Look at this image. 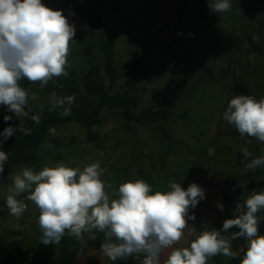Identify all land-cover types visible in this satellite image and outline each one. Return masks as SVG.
Here are the masks:
<instances>
[{
    "label": "rangeland",
    "instance_id": "rangeland-1",
    "mask_svg": "<svg viewBox=\"0 0 264 264\" xmlns=\"http://www.w3.org/2000/svg\"><path fill=\"white\" fill-rule=\"evenodd\" d=\"M53 10H62L84 29L82 40L69 45L68 62L81 82L82 74L94 64L99 67L106 85L104 44L114 35V64L118 69L115 95L129 86L138 64L140 71L150 70L152 80L138 78L130 96L138 102L133 115L169 109L167 118L153 122L126 121L121 108L105 107L101 122L89 129L76 122L58 126L55 135L44 138L34 163L13 169L0 184V264H60V244L40 242L39 210L25 200L28 209L20 218L9 214L5 198L12 177L24 167L34 171L63 162L81 168L99 161L105 170L102 179L115 188L125 182L143 180L156 191H170L169 181L187 189L196 183L206 189L190 214L184 236L174 247H187L199 232L222 228L225 219L233 218L237 202H242L253 186L264 178V169L245 172L246 164L264 155V143L237 134L223 119L230 99L235 95L264 98V0H231V10L214 13L207 0H42ZM72 13V14H70ZM21 86L35 93L29 99V116L47 100L39 83L27 80ZM12 115L0 106V128L19 126V119L4 121ZM27 118V117H26ZM26 118L23 125L26 124ZM63 141L56 146L51 138ZM251 141V142H249ZM209 148L214 154H209ZM247 148L252 154L245 159ZM257 170L261 173L257 174ZM248 180V189L237 186ZM111 192V190L106 189ZM27 193L18 199H25ZM111 198L115 199V196ZM223 204V212L217 203ZM229 232H231L229 230ZM68 239H75L65 235ZM87 238V236L85 237ZM244 243L232 242L233 250ZM161 256L163 264L168 252ZM223 264H240V259L221 255ZM142 264V256L127 259ZM119 261V260H118ZM102 250H91L76 264H115ZM208 264H217L212 257Z\"/></svg>",
    "mask_w": 264,
    "mask_h": 264
},
{
    "label": "clouds",
    "instance_id": "clouds-1",
    "mask_svg": "<svg viewBox=\"0 0 264 264\" xmlns=\"http://www.w3.org/2000/svg\"><path fill=\"white\" fill-rule=\"evenodd\" d=\"M207 3L214 13L228 12L232 7L231 0ZM75 33V26L62 10L51 9L42 0H0V106L12 113L3 117L5 122L13 116L20 121L19 126H8L0 133V145L17 131L31 133L22 126L23 120L29 117V99L37 101L39 97L35 93L30 97L20 82L39 83L43 89L50 81L67 77L69 45ZM74 101L72 95L59 96L53 91L30 119L39 124L46 105L49 112L69 116ZM223 119L242 137L264 143V98L257 101L251 95L233 96ZM49 131L55 135L54 129ZM208 151L214 154L213 148ZM241 153L245 159L252 155L247 148ZM8 158L9 154L0 149V175ZM257 168L264 169V155L251 159L245 172ZM104 171L99 161L83 169L63 162L39 171L24 167L12 177L6 207L11 216L20 218L28 209L25 200L32 202L39 210L40 242L45 245L59 244L67 235L79 242L82 251L88 240L94 241L97 233H103L100 248L113 262L142 256V264H161L162 254L171 249L163 264H208L217 255L239 258L240 264H264V235L259 229L264 221L259 215L264 212V190L253 189L237 202L234 218L225 219L222 228L205 229L189 246L174 247L188 222L195 220L190 209L206 198V189L196 183L184 189L180 183L169 181L170 191L152 193V187L143 180L122 183L117 189L102 179ZM237 186L246 191L248 180L239 179ZM25 193V199H18ZM217 207L223 212L222 203ZM233 228L238 231L229 232ZM240 238L244 243L233 250L232 242Z\"/></svg>",
    "mask_w": 264,
    "mask_h": 264
},
{
    "label": "trees",
    "instance_id": "trees-1",
    "mask_svg": "<svg viewBox=\"0 0 264 264\" xmlns=\"http://www.w3.org/2000/svg\"><path fill=\"white\" fill-rule=\"evenodd\" d=\"M64 15V14H63ZM68 18V17H67ZM69 22L76 28L74 39L82 40L84 37V29L77 25V23L68 18ZM117 35L111 37L103 46L105 53V69L108 84L102 78L99 67L92 64L86 72L82 74L81 82L75 79L76 72L71 68H68L69 75L67 77H60L54 81H50L49 84L43 88V90L49 96L50 93L55 91L59 96L75 97L74 104L71 106V115L61 116L59 112H49L47 105L44 112L41 115L40 123L37 124L30 119L31 116L26 118L25 128L31 129V133L24 135L19 131L12 137H9L2 145L0 149L9 154L7 163L4 166V172L0 175V184L3 183L8 176L13 172V169L22 164L34 163L37 160V150L42 144L44 138L52 136L49 129L56 128L66 122H76L89 129L88 137L93 141L96 137L91 131L94 125H98L101 122L100 114L105 107L110 109L121 108L123 117L126 121H135L137 123L153 122L158 118H167L169 109L162 111H146L140 116L133 115V109L138 105V102L130 96L131 91L136 85L138 78L143 77L151 81V71H140L138 64L134 66V74L130 80L129 86L123 92H118L112 95L117 80L118 69L114 64L113 49ZM39 107L36 108L34 114L39 113ZM0 133L3 132L4 125L1 124ZM237 134L238 131H237ZM240 135V134H239ZM248 139H253L245 136ZM52 142L56 146H62L64 143L58 137L53 136ZM257 174L261 171L257 170ZM256 189L257 191L264 190V178L258 181L257 186H253L251 191ZM264 216V212L259 213ZM234 218V217H233ZM260 234L264 235V221H261L259 225ZM238 231L233 228L230 230ZM87 240V238H85ZM103 233H97L96 240H88L87 245L83 247L81 251V245L76 239H68L64 237L60 244V264H76L79 257L86 255L91 250H100V245L103 242ZM1 251V245H0ZM217 264H223L221 255L214 257ZM12 258L6 260L3 264H11ZM115 264H130L128 260H121Z\"/></svg>",
    "mask_w": 264,
    "mask_h": 264
}]
</instances>
